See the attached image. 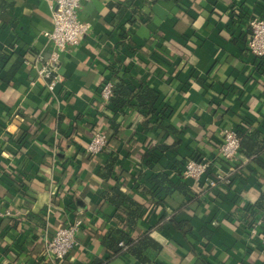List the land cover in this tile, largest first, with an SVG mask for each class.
<instances>
[{"label": "crops", "instance_id": "obj_1", "mask_svg": "<svg viewBox=\"0 0 264 264\" xmlns=\"http://www.w3.org/2000/svg\"><path fill=\"white\" fill-rule=\"evenodd\" d=\"M123 1L82 0L79 16L90 28L61 53L58 82L49 91L38 70L51 53L44 32L51 28L52 0H0V56L24 58L9 83L0 81V204L14 218L0 221V264H90L102 256L99 236L115 220L101 193L115 184L148 204L140 224L154 226L151 236L168 263L264 264V226L251 233L256 221L264 223V148L257 159L262 167L240 148L231 160L217 155L220 126L264 134V57L246 47L248 21L264 17V0H139L140 12L120 15L115 4ZM6 59L0 74L13 61ZM117 60L126 66L118 75L134 88L142 83L158 93L147 126L136 107L99 109L101 85ZM109 117L119 124L117 136L89 154L87 142L109 130ZM157 117L175 134L162 137L152 124ZM174 141L180 157L194 152L215 158L214 168L232 167L230 184L209 188L182 177L187 193L153 190L160 200L153 204L143 188L158 172L179 182L180 166L172 163L180 157L150 165L144 155ZM108 153L117 156L116 178L104 181L98 171ZM73 217L83 221L78 245L64 260L46 257L47 238ZM172 219L188 221L190 231L174 229ZM113 264L136 262L119 256Z\"/></svg>", "mask_w": 264, "mask_h": 264}, {"label": "trees", "instance_id": "obj_2", "mask_svg": "<svg viewBox=\"0 0 264 264\" xmlns=\"http://www.w3.org/2000/svg\"><path fill=\"white\" fill-rule=\"evenodd\" d=\"M136 1L139 0H124L121 3L115 4L118 9L117 13L121 15L126 10H129L134 14L140 12L138 10V7L136 6ZM141 1L148 2V0ZM146 15V18H148L149 14ZM126 35H128V32L122 31L120 34V39H126ZM11 57L13 58L12 63L9 65L7 70L5 69L0 74V81L4 83H9L13 79L24 59L21 54H14V52L9 54L7 56V59L5 56L3 57V55L0 56V59L2 58L3 60L6 59V61H8ZM116 63L117 64L114 63L110 66V70L113 72V74L106 78L112 80L114 83L110 102L107 107L111 112L114 113L123 112V107L125 105L136 107L137 110L144 115L145 119L142 125L147 126L155 110L154 104L158 98V93L146 84L142 83L140 84L138 89L134 88L135 86L131 82L130 78L118 75L120 69L123 70L126 68V66L121 65L120 60H117ZM97 104L100 109L101 98L99 94L97 96ZM162 111L163 110L161 109V115ZM108 119L109 130L107 129V131H105V134L107 135V145L110 140L117 136L119 132V124L113 121L111 117H109ZM157 119L158 120H155L156 122H153L152 124L160 128V130L163 132L162 137H165V135L168 134H175L176 130L172 126L162 125L160 118L157 117ZM236 129L240 138V152L244 156L248 157L249 161L253 162L254 166H261V163L257 159L264 148V134H260L257 131L248 133L246 130L239 126H237ZM17 140L20 142H24L23 135L19 136ZM104 149L102 151H104ZM159 149L160 150L158 151H146V154L144 155V158L147 157V159L145 160V164L151 165L153 162H155V160L163 157L166 158L167 156H169V158L180 157L176 141L165 147V149ZM191 157L197 158L198 155L193 152L189 157L183 156L180 157V159L176 158L173 163L171 162L172 164H178V166H180L178 168V170L181 172H179V182L171 180L167 172H158L150 176L149 179L151 181V187L147 188L145 186V188L143 189L145 193L149 194V199L153 204H156L160 201L154 200L153 196L155 195L153 190L163 191L162 194L164 195H168L173 191H181L183 193L188 192L189 189L181 181V179L183 177L182 171L185 162L188 158ZM116 159L117 156L115 154L108 153L104 164L100 166L101 168L98 171V175L104 181L116 178L113 172ZM240 171L246 174L245 169H241ZM193 194L194 196L197 195L195 193ZM164 195H162V197H164ZM101 196L103 197L104 203L114 209L112 217L115 221L113 222L114 224H110L109 226H107L106 231L99 236L100 244L103 248L102 256L94 257L90 264H113L114 260L119 256H125V258L127 259H133L136 264H170L163 259L164 246L151 236V231L154 226L143 228L140 224L142 218L145 215V205H148L147 203H141L140 201L134 199L128 192L122 191L119 187V184H115L106 190L104 189L101 193ZM194 196L190 198V200H193ZM159 197H161V195ZM28 215L30 217H35L37 214L29 212ZM7 218L12 217L10 216ZM9 222L14 223V218H12ZM171 224L174 229L181 231L183 234L190 231L191 228V225L188 221H175L174 219H172ZM94 226L96 227V225ZM92 230L93 228L88 229L87 234L91 236ZM54 231L51 233V236ZM120 242H122V245L119 244Z\"/></svg>", "mask_w": 264, "mask_h": 264}, {"label": "built area", "instance_id": "obj_3", "mask_svg": "<svg viewBox=\"0 0 264 264\" xmlns=\"http://www.w3.org/2000/svg\"><path fill=\"white\" fill-rule=\"evenodd\" d=\"M82 0H52L51 28L44 32L51 47L49 57L42 61L38 70L39 76L46 80V87L52 91L58 82L56 68L61 53L69 46L77 45L81 36L85 35L90 24L79 16ZM250 28L246 41L247 50L257 58L264 57V17L253 16L248 21ZM38 60H42L39 56ZM113 81L105 79L101 85L99 95L101 108L107 107L112 95ZM219 139L217 155L223 160H231L240 148V138L236 127L220 126L217 131ZM107 146V135L104 131H96L85 146L89 154H98ZM215 158L208 155H199L197 158H188L185 162L183 177L196 182L199 186L215 188L219 184L229 185L228 177L233 168L223 170L214 168ZM214 168V169H213ZM12 216V210L0 204V221ZM83 225L79 217H73L63 226L55 229L51 237L47 238L43 253L46 257L55 260H64L68 254L78 245L77 234ZM263 225L256 221L251 229L252 234L257 233V227ZM122 245V242L119 243Z\"/></svg>", "mask_w": 264, "mask_h": 264}]
</instances>
